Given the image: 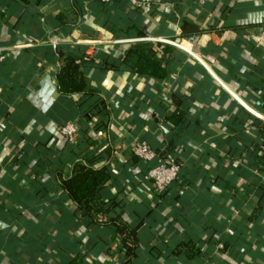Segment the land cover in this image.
I'll return each mask as SVG.
<instances>
[{"label": "crops", "instance_id": "0c3cea01", "mask_svg": "<svg viewBox=\"0 0 264 264\" xmlns=\"http://www.w3.org/2000/svg\"><path fill=\"white\" fill-rule=\"evenodd\" d=\"M144 40L182 54L167 80L103 68L116 45ZM0 48V264L122 263L114 227L77 220L55 185L85 148L140 227L131 264H264V0H0ZM58 53L92 56L99 93L61 94ZM68 122L77 143L59 132ZM141 140L180 164L166 198L145 178L153 163L132 160ZM186 241L198 252L174 255Z\"/></svg>", "mask_w": 264, "mask_h": 264}, {"label": "trees", "instance_id": "16d2710c", "mask_svg": "<svg viewBox=\"0 0 264 264\" xmlns=\"http://www.w3.org/2000/svg\"><path fill=\"white\" fill-rule=\"evenodd\" d=\"M21 1L28 2V0ZM112 50L111 53H107L102 64L103 68L124 69L138 77L155 81L167 80L171 74L172 66L182 57L178 49L171 44L145 40L118 44ZM60 53H58L59 59L57 60L58 70L55 74L58 91L61 94L77 97L98 94V90L88 87L84 72L85 67L91 63L93 57L72 53H66L62 56ZM180 103L181 100H178V107H180ZM80 104L85 105L86 100ZM183 114L182 109H179L177 113L167 116L166 120L175 126ZM106 132L108 133L107 129ZM174 149L171 140L165 148V152H171ZM159 155L163 158L166 156L162 151L159 152ZM132 160L135 163L141 161L135 155ZM54 179L55 185L65 194V198L70 203L77 220H84L97 227H114L121 238V245L125 247V258L121 264H131L132 259L139 257L140 227L139 225L131 227L122 218L123 208L117 198L106 197V187L112 180V174L106 163H100V156L88 153L85 148L72 161L68 171L55 170ZM171 188L170 186L163 193L158 194L159 198H166V194ZM22 203L27 204L24 201ZM197 252L198 249L195 244L186 241L179 244L172 253L174 255L183 253L191 258ZM69 264H81V256L77 255Z\"/></svg>", "mask_w": 264, "mask_h": 264}, {"label": "built area", "instance_id": "2783aa9c", "mask_svg": "<svg viewBox=\"0 0 264 264\" xmlns=\"http://www.w3.org/2000/svg\"><path fill=\"white\" fill-rule=\"evenodd\" d=\"M103 3H109L112 0H99ZM135 8L144 9L146 11L152 8V0H126ZM193 38H189L192 40ZM52 44L56 43L55 39L49 41ZM4 58L2 49L0 48V61ZM60 134L69 143L76 142V127L73 122H68L59 127ZM133 154L139 159L152 162L153 164L147 171L145 178L151 179L154 190L157 194L163 193L169 188L176 179L180 170V164L176 162H166L156 151H154L146 141H137L132 148ZM261 156L264 161V144L261 146Z\"/></svg>", "mask_w": 264, "mask_h": 264}]
</instances>
